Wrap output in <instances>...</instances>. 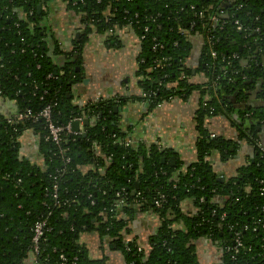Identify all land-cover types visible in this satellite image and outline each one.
Wrapping results in <instances>:
<instances>
[{"label": "trees", "instance_id": "16d2710c", "mask_svg": "<svg viewBox=\"0 0 264 264\" xmlns=\"http://www.w3.org/2000/svg\"><path fill=\"white\" fill-rule=\"evenodd\" d=\"M54 1L82 26L70 51L47 27L44 8ZM124 29L138 40L140 95L74 105L88 38L103 37L107 49H117ZM58 56L63 59L56 63ZM238 91L236 101L239 95L264 100V0H0V98L15 106L13 114H0V264H113L106 254L89 256L82 241L89 233L118 251L123 264H203L200 241L221 250L210 264H264V148L258 145L264 143V106L238 112L257 123L239 134L252 156L222 180L211 158L232 159L235 142L211 137L205 124L234 111L230 98ZM193 93L199 104L192 162L171 164L156 144H125L118 111L127 100L152 111ZM47 103H55L56 125L86 120L82 132L64 131L56 145L44 140L42 119H14ZM28 131L37 137L40 165L21 154L19 139ZM142 215L157 219L147 249L136 239L125 241L129 223ZM44 217L48 230L34 253L32 225ZM236 238L241 246L234 251Z\"/></svg>", "mask_w": 264, "mask_h": 264}, {"label": "crops", "instance_id": "0c3cea01", "mask_svg": "<svg viewBox=\"0 0 264 264\" xmlns=\"http://www.w3.org/2000/svg\"><path fill=\"white\" fill-rule=\"evenodd\" d=\"M47 12V27L51 30L54 39L64 51H70L73 38L80 33L82 26L79 20L66 10L59 1H54L44 8ZM120 48L107 49L104 38L92 35L88 38L82 53L81 83L73 89V104L82 106L97 97L109 98L117 95L139 96V78L136 71L138 54V40L132 31H119ZM62 57H54V61L61 62ZM206 98V97H204ZM252 101L261 105V101ZM235 108L232 114H216L206 120V127L212 133L223 136L235 142V154L232 159L220 162L217 155L212 156L215 171L224 177L231 176L236 167L244 164L252 156V147L247 141L240 139L239 134L256 125L255 119L247 115V111L238 113L242 102L232 100ZM264 103V101H263ZM199 96L193 93L187 100L172 99L164 102L152 111H148L142 101L127 100L119 109L118 125L124 131L132 144L143 142L156 144L158 149L168 152L167 162L173 164L176 160L188 164L195 158L194 142L197 136L195 129V112L198 108ZM15 112L14 103L0 98V114L9 116ZM83 121L79 123L78 131L82 132ZM264 136V132L262 133ZM21 154L34 160L38 165L41 159L37 156V139L32 132H26L19 139ZM264 148V143L261 144ZM173 158V160H171ZM189 202L185 203L186 208ZM157 219L151 215L137 216L129 223L128 237L147 249V237L155 231ZM82 241L88 249L92 259H99L105 254L109 262L123 264L118 251H111L103 244L100 245L95 234H86ZM105 243V242H104ZM198 260L203 264H210L220 258V252L210 248L208 241H200L196 245Z\"/></svg>", "mask_w": 264, "mask_h": 264}, {"label": "built area", "instance_id": "2783aa9c", "mask_svg": "<svg viewBox=\"0 0 264 264\" xmlns=\"http://www.w3.org/2000/svg\"><path fill=\"white\" fill-rule=\"evenodd\" d=\"M210 21H216L215 16H212L210 18ZM235 24L237 25V29H240V26L238 24V22H235ZM216 53L211 51V56L215 57ZM55 105V103H47L39 112L37 113H33L30 109H27L25 111H23L22 113H17L16 115H14V119L17 121H22V120H30L31 122H35L38 119H42L44 121V128L46 130V134L43 136L45 141H51L52 143L59 145L61 142V133L66 131L69 132L71 134H77V133H81V131L79 130L78 132H73L71 131V123L67 124L65 126H60V125H56L55 122L53 121L52 118V108ZM10 120V119H9ZM8 120V121H9ZM80 123L79 120H76ZM211 137H215L216 134L215 133H211L210 134ZM37 138V137H36ZM125 144L126 145H132L131 140L126 136V140H125ZM94 150L97 153V146L94 145ZM63 153V152H62ZM67 161V160H66ZM54 189L56 188L55 186L53 187ZM118 196V195H117ZM54 197H56L54 195ZM162 198V196H161ZM122 203L121 200L118 201V204L120 205ZM156 206L159 207L160 203L158 201L155 202ZM221 218H224V215L221 216ZM48 230L47 227V220L46 218H42L41 220L36 221L33 225H32V231H33V237L31 240V248L33 250V252H37V245L38 242L40 240V238L42 237V235L44 234V232ZM131 238L130 237H126L125 241L128 242L130 241ZM210 248L213 247L215 250L220 252V256H221V250H218L216 247H214L209 241H208ZM241 246L240 241L238 240V238H236L234 240V246H233V250L235 251V249H237L238 247ZM231 250L230 247H226L225 251H229ZM62 260H64V257L61 256ZM76 258H73V261H75Z\"/></svg>", "mask_w": 264, "mask_h": 264}, {"label": "water", "instance_id": "95a60500", "mask_svg": "<svg viewBox=\"0 0 264 264\" xmlns=\"http://www.w3.org/2000/svg\"><path fill=\"white\" fill-rule=\"evenodd\" d=\"M78 36V34L76 35V37ZM252 98H255V95H253V97ZM261 105H257V104H255L253 101H252V99L250 98V100L248 101V102H246V103H242V105L240 106L241 107V109L242 110H244V109H246V107H247V105L249 106V107H259V106H264V103L262 102V103H260ZM256 122V121H255ZM83 125H85L86 124V120H84L83 121V123H82ZM78 126H79V122L78 121H73V122H71V131H73V132H78ZM264 131H262V133H263ZM171 160H173V158H171ZM223 179V176H220V178H219V180H222Z\"/></svg>", "mask_w": 264, "mask_h": 264}, {"label": "flooded vegetation", "instance_id": "af4514ba", "mask_svg": "<svg viewBox=\"0 0 264 264\" xmlns=\"http://www.w3.org/2000/svg\"><path fill=\"white\" fill-rule=\"evenodd\" d=\"M257 91H260V88H258V86H256V89H254L253 91H252V90L250 91V93H251L250 96L253 97V95H255V93H256ZM238 93H239V91L234 93V95L230 98L231 101L234 100V96L238 95ZM250 93H249V94H250ZM240 96H241V95H239L238 98L240 99V101H241L242 103H246V102H248V101L250 100V99H248V98H244V99H243V98L240 97ZM254 100H255V99H254ZM256 100H258V99H256ZM260 101H261V103H262L264 100H260ZM232 113H233V111H232L230 114H232ZM247 115L251 117V114H250V113H247ZM252 118H253V117H252ZM253 119H254V118H253ZM259 144H260V145H259ZM261 144H262V142H259V143H258L259 146H261Z\"/></svg>", "mask_w": 264, "mask_h": 264}]
</instances>
